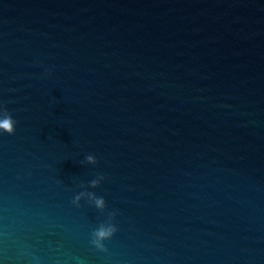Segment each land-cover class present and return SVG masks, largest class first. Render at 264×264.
I'll return each instance as SVG.
<instances>
[{
    "label": "water",
    "instance_id": "95a60500",
    "mask_svg": "<svg viewBox=\"0 0 264 264\" xmlns=\"http://www.w3.org/2000/svg\"><path fill=\"white\" fill-rule=\"evenodd\" d=\"M3 109L0 264H264V0H0Z\"/></svg>",
    "mask_w": 264,
    "mask_h": 264
},
{
    "label": "clouds",
    "instance_id": "9594fccd",
    "mask_svg": "<svg viewBox=\"0 0 264 264\" xmlns=\"http://www.w3.org/2000/svg\"><path fill=\"white\" fill-rule=\"evenodd\" d=\"M16 120L12 117L11 113L7 111V109H3L0 111V132L7 133L9 135H13L16 131ZM86 162L88 164H96L97 160L93 155H88L86 158ZM104 177L101 175L97 179H94L90 182L92 188H96L99 186L101 180H103ZM85 196L88 197V201L92 204H94L95 208L103 211L106 207V202L103 197H97L95 193L93 192H87L83 191L77 194L73 200L72 203L76 207H80V201ZM115 217V213H110L109 218L105 223H102L96 230L92 233V245L102 251L106 252L107 248L105 247V244L103 243L106 240H109L113 237V235L118 231L117 227L114 223H112L113 219Z\"/></svg>",
    "mask_w": 264,
    "mask_h": 264
}]
</instances>
